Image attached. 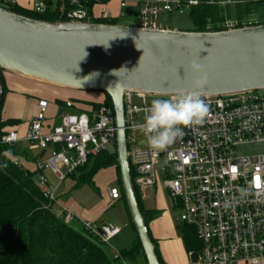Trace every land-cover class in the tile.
Instances as JSON below:
<instances>
[{
	"label": "built area",
	"instance_id": "1",
	"mask_svg": "<svg viewBox=\"0 0 264 264\" xmlns=\"http://www.w3.org/2000/svg\"><path fill=\"white\" fill-rule=\"evenodd\" d=\"M118 2L121 10L136 5V26L151 29L162 28L158 26L160 14L185 15L191 7L202 3L201 0ZM1 3L9 10L17 5L16 0H1ZM217 4L224 7L229 2ZM71 5L73 8L64 14L66 22L113 19L105 5H101L98 15L78 0H71ZM46 9L44 2L33 7L38 14H44ZM223 27L235 29L238 22L226 21ZM202 98L208 108L204 123L185 129L184 136L166 152L153 156L144 136L141 145L132 137L133 132H139L135 125L143 121L145 110L150 107L149 96L125 93V131L134 187L142 197L157 186L166 189L173 206L181 210L180 221L194 228L200 244V250L196 252L198 262L191 261L192 252L189 253L190 264H264V154L239 156L237 152L243 146L264 144V94L250 92ZM135 99L141 100L142 106L135 105ZM49 107L47 101L40 100L25 136L21 139L12 131L3 143L14 146L24 142L31 148L49 153L48 160L37 163V169L52 174L56 184L47 188L41 183L40 188L55 215L70 223L76 216L57 200L56 191L89 158L114 149L118 128L113 109L104 103L77 110L75 103L68 100L64 102V113L59 116L57 126L46 124ZM15 165L20 167L16 162ZM108 194L111 205L121 200L118 187L109 188ZM82 223L111 247L114 260L134 264L127 262L110 244L119 230L112 229L102 236L98 232L100 227Z\"/></svg>",
	"mask_w": 264,
	"mask_h": 264
},
{
	"label": "water",
	"instance_id": "2",
	"mask_svg": "<svg viewBox=\"0 0 264 264\" xmlns=\"http://www.w3.org/2000/svg\"><path fill=\"white\" fill-rule=\"evenodd\" d=\"M193 60L208 75L202 97L264 91V24L194 32L94 22L51 23L0 6V73L62 89L98 91L110 98L118 128L116 152L123 195L147 264L161 263L131 175L124 95L168 98L190 91L194 76L188 65ZM3 97L0 76V106ZM39 177L49 188L43 172ZM110 231L109 225L98 229L102 236ZM191 261L198 262L197 253Z\"/></svg>",
	"mask_w": 264,
	"mask_h": 264
},
{
	"label": "trees",
	"instance_id": "3",
	"mask_svg": "<svg viewBox=\"0 0 264 264\" xmlns=\"http://www.w3.org/2000/svg\"><path fill=\"white\" fill-rule=\"evenodd\" d=\"M70 1L66 0V11L71 9ZM78 1L90 8L97 3L91 0ZM201 1V4L191 7L187 12V18L192 25L190 31H224L223 25L227 19L234 18L233 10H235V18L241 22L244 15H257L264 19V0ZM208 1L216 4H209ZM218 2H229V4L223 7L218 5ZM10 10L22 16L45 22L65 21L61 12L49 13L47 9L44 14H38L34 11L28 13L16 7ZM93 22L97 24H119L115 18L111 20L94 19ZM260 24H264V22L257 25ZM252 25L240 23L237 28ZM0 76L4 83L3 72L0 73ZM6 92L4 85L3 103ZM3 103L0 106V264H114L113 262L116 260H114L113 255L111 259L101 247L104 243L98 236L88 231L82 222L76 219L66 223L55 215L49 201L42 193L40 185L35 181V177L41 171L29 172L15 165L13 157L17 154L16 148L4 144L3 140L10 133L8 128L19 124V122L2 120ZM103 103L113 109L111 100L107 95H105ZM91 104L99 106L98 103ZM111 168L116 170L121 200L127 211L130 228L135 235L133 246L128 250H121V256L127 262L134 264H137L138 258L142 256L146 263L123 195L116 145L111 151L102 152L96 157L89 158L83 167H80L68 178L76 182L75 187L86 183L93 184L92 181L95 176ZM130 169L134 178V171L132 168ZM135 191L141 212L151 234L150 223L157 217L158 213L146 210L142 204V196L136 187ZM181 234L184 248L188 254L200 250L194 228L183 223ZM152 239L159 261L164 264L157 243L153 237Z\"/></svg>",
	"mask_w": 264,
	"mask_h": 264
},
{
	"label": "crops",
	"instance_id": "4",
	"mask_svg": "<svg viewBox=\"0 0 264 264\" xmlns=\"http://www.w3.org/2000/svg\"><path fill=\"white\" fill-rule=\"evenodd\" d=\"M91 1H94V0H91ZM95 1H97V3L92 8L87 7L86 5H83L81 2L80 4L85 6L89 11L93 12L95 15L99 14L101 10V5H105L110 11L112 17L115 18V20L119 22L120 20H123V18L125 17L135 18L137 6L134 4L129 5L127 8L121 10L118 0H95ZM16 2H17V5L15 7L17 9L24 11V12H28V13H32L34 5L39 2H44L46 4L47 11L49 13L61 12L62 16H64L66 12V8H67V5L65 4L66 0H16ZM0 5H2L1 7H4L3 4L1 3V0H0ZM69 5L71 8L73 7L71 5V1ZM3 78H4V85L6 87L7 92L4 98L1 117L3 121L15 120L19 122V124L11 128H8V131L16 132L19 135V137L22 139L28 130L31 120L35 116V113L37 110V103L40 100H45V99L44 98L36 99V100L28 99L29 93H33V91L30 89V81H28L27 79L16 77L15 75L7 74V73L3 74ZM68 100H71L74 102V100H72L71 98H67L64 102ZM64 102L61 101L60 99H55V104H58V103L64 104ZM54 105L53 106L50 105L49 107V111H48L49 116L50 115L52 116L53 114L57 115L58 109H56ZM58 118H59V115H58ZM46 124L47 126H52V124L48 120ZM59 124H60V121H59ZM45 131H48V129H45ZM14 147L16 148V151H17V154L13 157L14 161L18 163L20 165V168L23 170H25L23 165H27L26 166L27 171L29 172H34L31 170L32 167L34 168L35 167L34 165L37 164L39 161L45 162L42 160L46 159L47 155L49 154L48 152L44 153L36 148H31L28 144L24 142H19L16 145H14ZM36 151H38L36 157L34 159L32 158L30 159L28 152H36ZM34 169L38 171L36 168ZM102 172H106V170ZM102 172H100L97 176L94 177L92 181L93 183H95V181L97 180V177ZM43 174H44V178L46 179L47 183L51 186L50 177H48L47 175L48 173L46 174V172H43ZM35 178L38 179L37 184L40 185L41 181H40L39 174H37ZM69 179L70 181L68 182L67 191L63 192L62 195L59 197H57L56 195L57 200L62 205H64L67 209L71 210L75 214L76 219L80 222L92 223L98 227H101L102 225H109L111 227V230L112 229L119 230V234L116 237H114L111 241L117 240L121 242V244L124 245L123 246L124 248L123 249L121 248V250H126V241L124 239H121V234L124 229H128V228L131 229L127 211H125V218H124V222L122 226L117 225L116 223L112 222L110 219L101 220L102 216L109 209V206L110 207L114 206L115 204L119 202L118 201L114 205H111L109 194H108L109 188L117 187V186H107L105 206H103L102 208H96L93 210H86L76 205L75 202H73L72 200H67V199L61 200L62 197L67 196V193L70 192L71 189H75L76 182L72 180L71 178ZM112 179L115 183H117V178H116V174L114 171H113ZM159 188L160 186H157L155 189L147 191L146 194L142 197V204L146 210L155 211L156 213H158L154 200H156V194ZM57 192L58 190L56 191V193ZM159 218L160 217L158 214L157 217L150 223V231H151L152 237L157 243L159 254H160V257L163 263L164 264H176L177 263L176 254L178 255L177 257H179L180 252H182L183 257L185 256L188 260V264H190V257L184 248L182 239H178V238L173 239L171 234H169L166 231V228H163L162 225L160 226ZM129 235H130L129 236L130 239L132 240L131 242L132 243L131 247H132L134 240H135L134 232L133 234L129 233ZM180 264H186V263L185 261H183V263H180Z\"/></svg>",
	"mask_w": 264,
	"mask_h": 264
},
{
	"label": "rangeland",
	"instance_id": "5",
	"mask_svg": "<svg viewBox=\"0 0 264 264\" xmlns=\"http://www.w3.org/2000/svg\"><path fill=\"white\" fill-rule=\"evenodd\" d=\"M2 6V5H0ZM235 10H233L234 18L227 19V21H237L238 24H255L264 22L263 17L259 18L257 15H244L242 22L235 18ZM119 24L124 25H136L135 18L125 17L123 20H120ZM158 26L162 28H168L171 30H181V31H190L192 30V25L187 18V14L180 15L178 13H164L159 15ZM4 74V73H3ZM9 74V73H7ZM19 77V76H16ZM22 78V77H20ZM26 79V78H23ZM30 89L33 93H29V100H36L44 98L48 101L50 105L55 104V99H60L61 101H65L67 98H71L74 100L75 107L77 110H84L89 107L90 103H98L102 104L105 100V94L98 91H75V90H68L57 88L51 85H47L44 83H40L34 80H30ZM264 94V91H261ZM58 96V97H57ZM157 97H149V102L151 103L153 99ZM134 104L137 106H142V101L135 99ZM56 109H58L57 115L53 114L52 116L48 115L47 120L52 124V126H57L59 124L60 119L58 118L59 111L64 109L63 103H58L54 105ZM76 109L74 112H76ZM132 137L137 141L138 145L143 144V135L140 132H133ZM239 156H248V155H259L264 154V144H252L248 146L240 147L238 150ZM38 151L36 152H28L30 159H34L37 155ZM49 158V154L47 155L46 159L42 161H46ZM25 171H27V165H23ZM37 169V164L34 165ZM31 168V167H30ZM32 167V171L36 172V170ZM38 170V169H37ZM113 171L116 173L114 168L106 170V172H102L98 177L95 183L93 184H83L80 186L75 187V189H71L70 192L67 193L66 197H62L61 200H72L75 202L76 205L84 208L86 210H93L96 208H102L106 205V188L107 186H117L118 184L115 183L112 179ZM46 174L48 173L45 171ZM48 173V177H50L51 188L54 187L56 184L55 177ZM117 178V175H116ZM35 181L38 182V179L35 178ZM70 179L68 178L64 183L59 186L58 192L56 193L57 197L61 196L63 192L67 191L68 189V182ZM157 208V212L159 214V224L162 225L163 228H166V231L171 234L172 238L182 239L181 228L183 223L180 221V214L181 210L177 207H174L170 197L167 194L165 188L160 185L158 192L156 194V200H154ZM57 208V207H56ZM60 208V207H59ZM58 209V208H57ZM125 205L123 201H119L114 206H109V209L105 214L102 216L101 220L110 219L112 222L116 223L117 225L122 226L125 218ZM129 233H132L131 229H124L121 234V239L126 241V250L131 248V242ZM168 234V235H169ZM111 246L116 248L117 250L123 249L124 245L117 240H113L110 242ZM102 249L106 252V254L112 259V249L109 245L103 244L101 245ZM176 254L177 263L180 264L185 261L188 264L187 258L184 256L183 253L180 252L179 257ZM114 264H121L120 261L113 262ZM137 264H146L144 258L141 256L138 258Z\"/></svg>",
	"mask_w": 264,
	"mask_h": 264
},
{
	"label": "clouds",
	"instance_id": "6",
	"mask_svg": "<svg viewBox=\"0 0 264 264\" xmlns=\"http://www.w3.org/2000/svg\"><path fill=\"white\" fill-rule=\"evenodd\" d=\"M188 71L194 76L191 90L182 91L172 98L153 99L145 110L143 121L135 125L145 137L153 156L166 152L178 138L184 136L185 129L202 125L207 117L208 108L202 93L208 84V75L195 60L188 65Z\"/></svg>",
	"mask_w": 264,
	"mask_h": 264
},
{
	"label": "snow or ice",
	"instance_id": "7",
	"mask_svg": "<svg viewBox=\"0 0 264 264\" xmlns=\"http://www.w3.org/2000/svg\"><path fill=\"white\" fill-rule=\"evenodd\" d=\"M185 162H187V161H185Z\"/></svg>",
	"mask_w": 264,
	"mask_h": 264
}]
</instances>
